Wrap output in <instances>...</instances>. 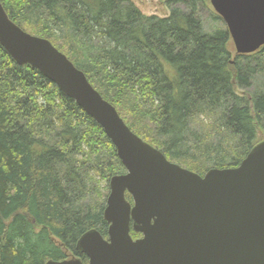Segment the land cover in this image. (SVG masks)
Instances as JSON below:
<instances>
[{"label":"trees","instance_id":"16d2710c","mask_svg":"<svg viewBox=\"0 0 264 264\" xmlns=\"http://www.w3.org/2000/svg\"><path fill=\"white\" fill-rule=\"evenodd\" d=\"M162 1L168 17L131 0H0L170 161L200 175L237 167L264 140V46L234 55L225 24L205 30L208 0ZM124 173L103 128L0 44V264L87 262L77 242L107 238L109 183Z\"/></svg>","mask_w":264,"mask_h":264},{"label":"water","instance_id":"95a60500","mask_svg":"<svg viewBox=\"0 0 264 264\" xmlns=\"http://www.w3.org/2000/svg\"><path fill=\"white\" fill-rule=\"evenodd\" d=\"M210 3L236 54L264 46V0ZM0 44L75 100L103 128L126 169L109 183L107 238L92 229L77 242L88 262L73 257L46 264H264V140L239 166L200 175L132 131L65 53L12 21L1 2ZM132 231L141 236L134 239Z\"/></svg>","mask_w":264,"mask_h":264},{"label":"rangeland","instance_id":"374dc122","mask_svg":"<svg viewBox=\"0 0 264 264\" xmlns=\"http://www.w3.org/2000/svg\"><path fill=\"white\" fill-rule=\"evenodd\" d=\"M131 1L146 15H157L159 17H168L170 15L169 8L165 4V2L162 0H131ZM208 2L210 5L209 8H206V7L202 8V10L200 12V17H201L202 21L204 22L205 30L211 31L217 27H220L221 25H223L225 23L222 20H215L213 18L212 12H214V13H216V12L214 11V9L210 3V0H208ZM231 48H232L233 54L235 55L236 49H235V46H234V43L232 40H231ZM147 143H149V142H147ZM109 192H110V188H109ZM127 194H129V193H127ZM127 194H126V196H127ZM131 202L133 203V199ZM71 258H73V257H71Z\"/></svg>","mask_w":264,"mask_h":264},{"label":"bare ground","instance_id":"6f19581e","mask_svg":"<svg viewBox=\"0 0 264 264\" xmlns=\"http://www.w3.org/2000/svg\"><path fill=\"white\" fill-rule=\"evenodd\" d=\"M20 27H22V26H20ZM26 31V30H25Z\"/></svg>","mask_w":264,"mask_h":264}]
</instances>
